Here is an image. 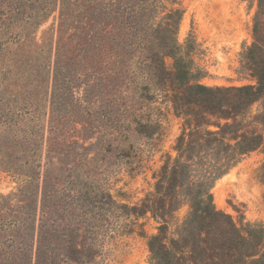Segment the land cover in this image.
Returning a JSON list of instances; mask_svg holds the SVG:
<instances>
[{
	"label": "trees",
	"instance_id": "trees-1",
	"mask_svg": "<svg viewBox=\"0 0 264 264\" xmlns=\"http://www.w3.org/2000/svg\"><path fill=\"white\" fill-rule=\"evenodd\" d=\"M55 12L53 39H39L35 29ZM183 14L181 0H0V166L18 175L24 198L17 214L11 195L0 199V264H106L104 211L128 206L97 181L87 138L71 134L84 114L97 124L82 130H97L101 139L127 138L124 131L149 137L159 124L135 106L158 94L190 118L174 163L163 167L143 205L133 206L134 215L150 211L160 222L157 234H146L152 264H264V222L244 214L237 221L217 208L212 193L243 155L264 146L263 132L244 129L252 121L237 120L264 96V75L258 85L201 84L194 38L186 48L178 41ZM117 101L130 102L128 125L113 118ZM205 114L219 118L217 129L201 130ZM255 123L264 127V118ZM104 142L111 151V140ZM79 169L84 180L74 178ZM259 173L264 178V163ZM184 204L188 214L169 233Z\"/></svg>",
	"mask_w": 264,
	"mask_h": 264
},
{
	"label": "rangeland",
	"instance_id": "rangeland-1",
	"mask_svg": "<svg viewBox=\"0 0 264 264\" xmlns=\"http://www.w3.org/2000/svg\"><path fill=\"white\" fill-rule=\"evenodd\" d=\"M181 2L184 14L177 37L185 48L188 38L191 35L194 38L191 53L194 67L204 70L199 82L213 89L258 85L259 76L264 75V0L262 4L258 0ZM57 16V12L53 13L35 29L39 39L43 36L53 39L52 28L57 25ZM166 63L172 67L174 59L166 57ZM114 105L113 118H124L123 124L128 125L127 121L132 119V111L128 109L130 102L117 101ZM119 106L122 111L118 110ZM184 109L191 117L199 116L200 110L195 105H186ZM135 110L145 121L152 119L159 124L155 134L147 137L124 131L127 138L120 134L108 135L113 146L111 151H105L102 144L108 138H99L97 130H82L88 122L89 126L97 124L96 116L84 114L77 119L79 131L71 134L80 139L87 138L83 140L90 147L86 152L96 157L97 171H100L97 181L117 202L128 206L104 211L107 220L101 222L102 228L111 234L104 239L102 260L106 264H152L147 236L159 232L160 222L150 211L134 215L133 206L143 205L155 191L163 167L174 163L179 154L178 138L186 130L187 118H190L177 112L169 98L160 94L152 101L136 105ZM263 113L264 96L254 101L237 120L252 121L244 129L257 128L264 134V127L254 125L257 119L264 118ZM201 118L204 122L201 130L217 129L214 122L219 118L216 115L205 114ZM77 158L76 164H79L80 157ZM263 163L264 146L243 155L235 166L217 179L212 188L217 208L233 215L237 221L244 214L246 220L264 222V178L259 173ZM73 173L75 179L77 175L85 179L82 169ZM21 184L17 174L0 166V199L4 195L12 196L10 206L14 214L19 213L20 200L24 199L19 194ZM32 191L35 201L37 181ZM189 209V204H184L177 211L176 218L170 220L169 233L185 218Z\"/></svg>",
	"mask_w": 264,
	"mask_h": 264
}]
</instances>
